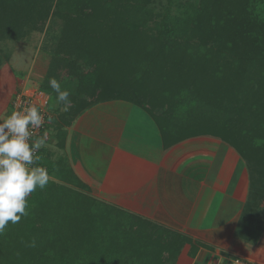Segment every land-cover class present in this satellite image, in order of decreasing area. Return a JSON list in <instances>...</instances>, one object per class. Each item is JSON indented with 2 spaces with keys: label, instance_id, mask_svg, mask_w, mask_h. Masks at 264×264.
Returning a JSON list of instances; mask_svg holds the SVG:
<instances>
[{
  "label": "trees",
  "instance_id": "16d2710c",
  "mask_svg": "<svg viewBox=\"0 0 264 264\" xmlns=\"http://www.w3.org/2000/svg\"><path fill=\"white\" fill-rule=\"evenodd\" d=\"M158 3L0 0V44L45 32L51 61L39 90L49 96V131L52 113L64 128L88 107L128 101L147 111L164 140L215 138L245 162L253 160L247 166L250 196L263 193L264 0ZM53 77L64 90L68 84L76 88L68 111L55 103ZM65 135L59 130L57 137ZM48 151L44 146L39 155L50 177L67 183L74 178L73 185L87 191L67 161H53ZM83 198L93 207L76 203ZM28 201L29 215L0 235V264H169L181 251L169 234L158 229L153 235L151 222L51 179ZM33 239L37 246L28 247Z\"/></svg>",
  "mask_w": 264,
  "mask_h": 264
},
{
  "label": "crops",
  "instance_id": "0c3cea01",
  "mask_svg": "<svg viewBox=\"0 0 264 264\" xmlns=\"http://www.w3.org/2000/svg\"><path fill=\"white\" fill-rule=\"evenodd\" d=\"M65 131L57 159L67 161L83 192L183 235L176 264L257 261L242 250L251 181L233 148L206 136L164 140L147 111L123 100L86 108ZM50 179L79 189L74 178Z\"/></svg>",
  "mask_w": 264,
  "mask_h": 264
},
{
  "label": "rangeland",
  "instance_id": "374dc122",
  "mask_svg": "<svg viewBox=\"0 0 264 264\" xmlns=\"http://www.w3.org/2000/svg\"><path fill=\"white\" fill-rule=\"evenodd\" d=\"M162 4L166 5V0H159V3L156 5L157 7H161ZM45 44H48L45 32L35 31L29 32V34H27L22 40H6L5 43L0 44V119L7 116L9 107L11 106V103H13V98L17 92L22 94L32 103H41L40 100H42V97L40 94L42 93L39 91V86L41 87V84L47 75L48 66L51 61V56L46 53L43 48ZM75 89L74 84L66 85V90L71 93L70 99L76 97L77 92ZM183 98L185 101H189L185 96ZM55 103L56 105L58 104L56 101ZM191 109H193L192 111L195 112V115H205L203 111H195L193 107H191ZM205 110H207V108H205ZM54 118L56 120L55 122L53 121L52 131H48L49 140L46 141L45 146L48 147V152L52 160L57 159L59 157L58 155L61 154L60 148L62 147H60V142L63 138L57 137L59 130L65 131L66 128L72 125L63 128L64 124L60 119V115L56 113ZM246 161L247 162L245 163H248L247 166L251 167L253 165V160L251 161V159L246 158ZM74 189L81 193L86 192L85 189V192H83V188L77 189L75 187ZM252 192L253 188H251V193ZM78 198L82 199V197ZM83 199L84 200L76 201V203L78 204L80 201V204L90 207L92 203L86 198ZM94 210L96 211V208ZM245 219L246 226L243 229L244 243L243 249H241L245 251V253H249L251 257L257 261L264 262V192L259 193L257 196L253 195L252 197H249ZM158 229H160L161 234L163 235L168 236L170 233L169 237L174 240L173 242L175 244L181 242L180 244L183 246L182 243L185 241L183 235L172 230L167 231V229L160 227L155 228V232H152L153 235L158 236L155 234ZM171 231L173 233H171ZM181 246H179V249H181ZM190 247H194V244ZM176 261L177 260H173V263L176 264ZM167 262L173 264L171 261Z\"/></svg>",
  "mask_w": 264,
  "mask_h": 264
},
{
  "label": "clouds",
  "instance_id": "9594fccd",
  "mask_svg": "<svg viewBox=\"0 0 264 264\" xmlns=\"http://www.w3.org/2000/svg\"><path fill=\"white\" fill-rule=\"evenodd\" d=\"M49 86L56 93V102L63 105L62 110L68 111L71 93L62 89L54 77L49 79ZM44 122L45 117L35 103L0 119V235L9 223L17 224L29 215L28 198L37 189H45L50 181L48 169L42 166V156L38 154L46 146L49 132L45 130L38 137L33 132ZM27 246L36 247V240Z\"/></svg>",
  "mask_w": 264,
  "mask_h": 264
},
{
  "label": "built area",
  "instance_id": "2783aa9c",
  "mask_svg": "<svg viewBox=\"0 0 264 264\" xmlns=\"http://www.w3.org/2000/svg\"><path fill=\"white\" fill-rule=\"evenodd\" d=\"M41 93H42V94H40V96L42 97L41 98L42 100H40L41 103L36 104V106L38 108H40L42 114L44 115L45 122H44L43 126L40 129L33 130L34 137L42 136L44 131L48 130V123H49V119L48 118L50 117V111H49V106H48V104H49V96L47 94H45L44 92H41ZM30 103H32L30 100L26 99L22 94H19L18 96H16L14 98L13 103H11V106H12V110L11 111H13V110H22L23 107L29 105ZM48 140H49V138H48ZM39 153H40V150H39ZM229 264H262V263L258 262V261H255V260L242 258V257H234V258H231L229 260Z\"/></svg>",
  "mask_w": 264,
  "mask_h": 264
}]
</instances>
